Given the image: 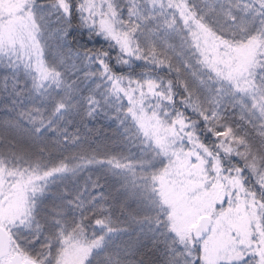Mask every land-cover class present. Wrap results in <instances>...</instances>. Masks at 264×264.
<instances>
[{"label":"snow or ice","instance_id":"1","mask_svg":"<svg viewBox=\"0 0 264 264\" xmlns=\"http://www.w3.org/2000/svg\"><path fill=\"white\" fill-rule=\"evenodd\" d=\"M0 264H264V0H0Z\"/></svg>","mask_w":264,"mask_h":264},{"label":"trees","instance_id":"2","mask_svg":"<svg viewBox=\"0 0 264 264\" xmlns=\"http://www.w3.org/2000/svg\"><path fill=\"white\" fill-rule=\"evenodd\" d=\"M97 126H100V125H97Z\"/></svg>","mask_w":264,"mask_h":264}]
</instances>
